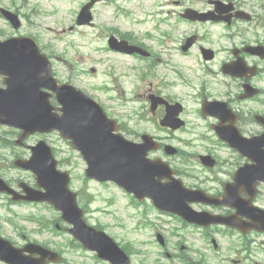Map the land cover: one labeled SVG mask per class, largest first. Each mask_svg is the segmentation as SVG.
I'll use <instances>...</instances> for the list:
<instances>
[{"label":"flooded vegetation","instance_id":"1","mask_svg":"<svg viewBox=\"0 0 264 264\" xmlns=\"http://www.w3.org/2000/svg\"><path fill=\"white\" fill-rule=\"evenodd\" d=\"M154 12L156 21L147 25L140 36L141 41L133 34L114 32L119 39H127L134 44L139 42L149 53L114 52L133 56L145 67L146 75L152 73L155 86L150 81L144 92L145 109L150 110L152 96H161L168 105L181 103L180 114L206 115H201L205 123L204 133L197 135L196 140L203 144L197 145L200 148L197 152L189 149L192 145L195 147V133L193 139L185 142L184 147H177L173 155L164 150L165 144H171L170 138L153 135L160 147L148 151V157L166 160L173 176L187 188L202 189L219 198L225 193L226 185L232 183L239 167L253 164L252 157L255 156L264 159V0H159ZM10 37L33 38L46 58L40 59L39 66L44 67L48 62L56 81L67 82L57 69L60 59L50 46L43 45L31 33L0 31V39ZM16 59L26 60L27 57ZM40 68L35 74L37 83L46 81V71ZM12 75L13 71L0 69V102L30 101L38 93L47 104L44 110H33L31 114L0 113V118L33 116L44 118L46 126H53L52 119L62 116L56 93L42 86L31 88L28 78L22 79L20 88L9 86ZM187 103H192L194 109L188 111ZM203 103L209 105L204 112L201 108ZM167 104H158L150 114H155L157 119L163 117ZM50 128L32 130L28 125L11 126L0 121V179L15 191L16 196L24 195L27 188L41 190L34 172L25 164L32 157L41 162L47 148L58 166L77 165L75 159L83 162L81 154L73 149L61 130ZM224 131H230L237 139L251 140L253 147H232L231 139L223 136ZM142 133L128 129L125 135L139 142ZM200 154L209 155L213 165H204ZM263 192L264 183H260L252 195L241 191L240 196L243 200L251 195L252 203L264 208ZM126 194L133 197L131 193ZM26 204L37 203L15 201L13 194L0 190V221L6 219L8 223V227L0 223V235L16 246L37 240L15 227L12 219L2 214L15 215L14 209ZM130 205L134 206L132 202ZM188 205L194 210L222 216L236 213V220L244 224L251 220L243 215V203L236 208L203 202H189ZM141 206H144L139 211L141 220L129 228L132 233L138 232L140 238L128 237L118 241L130 264H254L249 257L250 245L253 241L251 236L257 232L243 234L225 224L191 223L175 213L157 209L148 199L138 204V208ZM150 211L157 217L151 218ZM68 226L63 229L67 231ZM96 227L106 231L105 227ZM65 231L67 245L60 251L62 259L59 264H110L95 252L85 249ZM75 251L89 256L84 259L81 255L75 262L68 260L67 253L71 255ZM0 264L6 263L0 260Z\"/></svg>","mask_w":264,"mask_h":264},{"label":"rangeland","instance_id":"2","mask_svg":"<svg viewBox=\"0 0 264 264\" xmlns=\"http://www.w3.org/2000/svg\"><path fill=\"white\" fill-rule=\"evenodd\" d=\"M86 1L88 0H0V5L12 10L19 9L22 21L19 31L33 32L45 46L56 49V56L61 59L57 68L63 79H69L95 98L105 112L119 119L125 128L163 136L165 132L159 130L157 121L155 122L148 112L140 114L145 105L142 98L126 102L148 87V80L141 81L136 78L137 72L134 70L136 61L131 57L113 54L106 48V36L112 28L122 32L136 30L137 35L144 31L148 23L137 24L135 19L141 20L151 0H101L92 8L93 23L77 25L75 22L77 12ZM116 2L128 12L127 16L116 13L114 7ZM0 30L12 31L13 28L7 26L5 20L0 17ZM64 60L67 62L64 63ZM91 68L95 71L91 72ZM103 86L108 89H104ZM186 116L192 124L185 131L176 132L173 142L183 144L184 139L181 137L190 138L195 133V147L191 151L197 152L200 149L197 145L203 144L196 139L197 135H200L199 132L204 130V122L195 114ZM82 170V165L72 168L74 180L71 188L75 191L86 190L94 196V201L88 204L90 212L85 214L88 222L94 225L102 224L119 241L128 237L140 238V234L132 233L130 227L138 221L140 218L138 212L144 206L139 209L129 206V198L126 195L112 185H100L95 181L86 180ZM82 200L85 201L84 196ZM14 210L17 213L15 215L1 211L3 216L13 219L15 227L25 229L24 233L36 237L43 243L47 242L50 247L56 249L66 247L67 235L63 230L37 233L34 230L39 225L26 219L29 215L56 219L57 214L49 208L44 205H22ZM149 213L151 218H156L152 211ZM5 221L2 220L0 223L3 227H8ZM252 238L253 259L264 264V235H253ZM69 254L67 253V259L72 262L79 260L81 255L84 259L89 256L82 251Z\"/></svg>","mask_w":264,"mask_h":264},{"label":"water","instance_id":"3","mask_svg":"<svg viewBox=\"0 0 264 264\" xmlns=\"http://www.w3.org/2000/svg\"><path fill=\"white\" fill-rule=\"evenodd\" d=\"M94 0L86 4L80 11L77 23H88L91 20L90 7ZM3 14L10 20L12 25L17 28L20 24L18 17L8 11L2 10ZM113 37L110 39V43L113 42ZM34 45L35 51H22V47H30ZM117 49L125 51H135L136 48L127 47L125 43L114 44ZM38 54L35 43L31 39H10L5 42H0V69L18 70L23 71L26 74L34 70L33 62L30 58L25 61H18L16 57L20 55ZM9 58V59H7ZM36 67V66H35ZM20 74H16L13 83L17 87H21ZM57 86L53 84V87ZM57 95L59 101L63 104L64 119L67 120L68 127L70 123H74L73 128L78 130L80 138L76 136V131L69 134L73 138L75 147L77 146L85 155L88 161V168L86 174L89 177L96 178L100 181L114 180L122 186H130L132 179L126 175V152L130 150L136 151L135 146L129 145L125 140L119 136L114 135L112 130L116 128V124L113 120L106 118L101 107L85 96L81 91H77L70 85L57 86ZM17 101H5L4 105L7 108L9 114H18ZM28 103V102H27ZM20 105H24L22 101H19ZM15 120V119H14ZM19 121L33 123V120L27 117H21ZM15 125L17 122L11 121ZM65 126V123H64ZM148 140L145 139V142ZM145 148V149H144ZM143 148V155L148 149ZM145 163L149 164L145 159L142 160L141 165ZM264 165L258 163L252 171V179H264V173L256 172L257 168H262ZM34 169V167H32ZM36 169V168H35ZM37 177L39 184L45 187L46 192L37 195L36 193H30L26 199L34 201H48L56 209L62 212V218L73 224V228L70 229L73 235L78 238L87 248L97 249L98 247L105 246V242L110 247L112 252H120L117 245L107 237L103 232H96L87 227L82 220V212L78 208L75 194L71 193L68 188V176L65 172L57 171L55 168V162L48 158V163L41 170H37ZM246 182V181H244ZM149 189L146 192H142L145 195H149ZM164 193L159 198H154V202L164 209H178L180 206L175 205L176 199H179V195L175 193H168V188L163 189ZM147 193V194H146ZM178 206V207H177ZM182 211V210H181ZM180 211V212H181ZM182 213V212H181ZM196 214V213H194ZM192 214L194 217L195 215ZM186 215V214H185ZM190 218L191 221H197L195 218ZM262 223V229L264 230V217H260ZM258 226L257 224L254 225ZM98 239L100 245H96L94 240ZM0 240H2L0 238ZM105 240V241H104ZM31 253H36L39 256L37 258L22 256L23 249L13 248L8 242L0 241V258L8 261L12 264H46L50 256H55V252L47 250L46 248L31 244L28 248ZM56 260V259H55ZM113 264H127L126 260L119 257L112 258Z\"/></svg>","mask_w":264,"mask_h":264}]
</instances>
